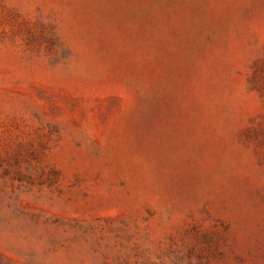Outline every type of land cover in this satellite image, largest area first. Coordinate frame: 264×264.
<instances>
[{
  "label": "rangeland",
  "instance_id": "obj_1",
  "mask_svg": "<svg viewBox=\"0 0 264 264\" xmlns=\"http://www.w3.org/2000/svg\"><path fill=\"white\" fill-rule=\"evenodd\" d=\"M0 264H264V0H0Z\"/></svg>",
  "mask_w": 264,
  "mask_h": 264
}]
</instances>
